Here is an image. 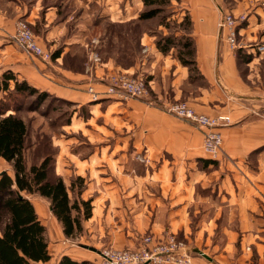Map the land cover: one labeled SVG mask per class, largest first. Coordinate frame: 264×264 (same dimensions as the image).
I'll use <instances>...</instances> for the list:
<instances>
[{"label": "crops", "instance_id": "obj_1", "mask_svg": "<svg viewBox=\"0 0 264 264\" xmlns=\"http://www.w3.org/2000/svg\"><path fill=\"white\" fill-rule=\"evenodd\" d=\"M92 1L85 0L87 4ZM95 1L98 5H104V10L111 18L120 20L137 17L143 5V0ZM177 1L191 15V34L196 43L198 74L204 82L202 85H193L190 103L198 111L208 114L226 113L231 117V123L221 128L225 158L219 161L220 170L223 171L219 175L223 186L220 185L218 194L223 193L227 200L225 203L200 206L203 200L210 202L212 199L211 195H197L196 185L202 183L207 175H203L201 171H191L189 174L180 171L172 177L173 171L170 170L174 168V163L183 165L190 158H209L202 150L203 133L200 129L184 122L170 124L172 119L164 109L145 100L132 98L123 101L105 96L92 101L85 90L90 80L100 79L113 69L121 68L128 72L142 71L151 90L172 88L174 98L179 99L192 79L189 67L180 61L176 49L164 53L152 40L150 44L145 43L148 47L140 63L128 69L115 65L110 59L94 64L90 73L73 72L61 66L59 57L55 58V62L44 63L19 50L9 37L14 31L16 15L21 13L14 14L9 20L6 8L0 6V73L11 67L10 69L39 88L82 102L92 101L93 112L97 111V114L110 118L114 124L111 141L103 146L105 151L101 150L89 158L80 157L81 152L74 149L78 147V143L65 138L55 140L59 147L56 171L65 179H68L67 175L86 176L88 188L82 195L85 199L92 198L94 192L91 186L96 184L100 171L107 167L114 165L117 171L101 178H118L124 185L130 181L132 185L125 188H120L117 183L119 189L126 193L127 203L122 208L115 209L121 213L129 211L133 217L132 224L129 220L125 221L128 228L127 232L123 231L124 240L119 245L125 246L127 243L128 247H135L138 236L146 233L141 231L147 229L152 231L150 233L163 236L176 230L188 232L195 224L198 233L208 234L217 224L209 213L224 209L228 211V220L222 222L225 251L208 254L212 259L198 253L199 255L193 256V264H264V52L258 50L256 43L247 40L253 41L261 37L260 28H264V17H261L263 24L256 23V12L264 16V7L257 6L251 0H239L240 3L231 7L232 9L222 0ZM246 4L251 13L248 15L250 23L240 28L239 34L246 33L243 39L247 42L233 51L221 35L218 22L224 10L243 12ZM53 8L55 7L48 9L49 17L55 12ZM22 13L32 21L38 17L35 9ZM157 100L168 102L163 94H159ZM85 123L76 118L70 128L81 130ZM175 132L179 134L175 135ZM138 154L147 161V172L140 176L138 172L133 173L134 169L123 170L126 160H130L129 166L132 168L138 165L133 161ZM153 163H159V167L149 171V166ZM212 163L209 162L208 165L211 166ZM143 178L148 184L139 185V179ZM157 183L161 185L160 196L152 189ZM103 184L107 182L103 181ZM145 187L149 192L148 195L145 194L148 202L142 205L137 199L138 193L141 195L143 191L146 192ZM101 190L104 194L99 193L96 198H92V216L84 220V225L89 230L104 228L103 224L110 222L113 217L111 211L116 204L117 190L115 187ZM106 196H111L108 199L109 205L104 203ZM191 211L205 214L192 222ZM120 230V227L115 228L113 225L110 228V232L114 234H118ZM117 242L114 240V244ZM248 246L252 251L247 249ZM64 254L76 259H88L80 251L77 254L64 252L62 255Z\"/></svg>", "mask_w": 264, "mask_h": 264}, {"label": "rangeland", "instance_id": "obj_2", "mask_svg": "<svg viewBox=\"0 0 264 264\" xmlns=\"http://www.w3.org/2000/svg\"><path fill=\"white\" fill-rule=\"evenodd\" d=\"M222 1L224 3L226 2L229 8L240 3L239 0ZM241 1L245 2V0ZM251 1H253L257 6L264 7V0ZM0 6L6 8L5 13L9 15V20L13 18L11 16L14 14L16 15V13H21V15H16V19L14 21H17V19L20 18L28 19L27 15L22 12L26 10L29 12L35 9L38 15L37 19L35 21H32V19L28 20L29 22L31 21L30 25L40 43L52 53L55 51L59 52V62L63 68L81 73H90V69L94 64H96L95 61H91L92 55L95 54L100 56L101 63L112 59L115 65L123 68L128 69L135 66L137 63H140L146 52V47L148 46L145 45V43L150 44L152 40L156 41L160 34L176 32L177 35H181L183 33L182 27L185 24H180V22L183 20L184 15L188 12L186 9L182 8L181 4L177 0H172L170 4H165L163 6V10L157 16L146 20L138 19V15L135 18L127 20L111 18L104 10V5H98L95 0L89 4H87L85 0L82 2L81 0H0ZM49 7H55L53 8L55 9V12L50 17L48 16ZM247 7L248 4L244 5L243 12L239 13L231 10V12H233L236 16L243 13L247 14V19L240 24V28L246 27L250 23L248 15H251V13ZM142 9H144V5H142L141 10ZM256 15H258L256 23L263 24L261 23L263 22L261 21V17L264 16L257 12ZM164 17H167L166 20L168 21V27L162 23ZM260 34L261 37H259V39L252 41L247 38V40L256 43L257 47L261 43H264V28H260ZM245 35L246 33L243 32V34H239L238 36L240 41L243 40V43L246 41L243 39ZM17 48L20 50L19 47ZM55 60L56 59H52L53 62H55ZM10 68L5 70H12ZM113 70L128 72L127 70H123L121 68ZM128 73L142 75L144 78H147L142 71H129ZM20 77L23 78L22 76ZM191 79L192 80L190 81L192 83L185 86L184 92L179 99L174 98V91L172 88L161 91L157 90V88L156 90H151L149 99L154 101V105L162 104V102H159L157 99L159 94H163L168 101L184 100L190 103L192 100L191 96L193 95V85L204 84L200 75L196 71L193 72ZM44 90L49 91L48 89ZM49 93L51 95L47 96L45 101L41 104L31 105L29 102L31 98H28L23 101V106L20 108L11 109V111L17 112V114L25 120L28 126L27 149L25 152L27 165L30 166L31 164L39 163L46 153L54 154L57 150L59 151V147L55 144V140H62L64 138L70 139L74 141V143H78V147L76 146L74 149L81 152L80 157L89 158L101 150L105 151L103 146L107 142L111 141L113 129L112 125L114 124H112L110 118L103 116L101 113L97 114L99 113L97 111H92L91 103L93 100L89 102H82L50 91ZM0 96H2V94H0ZM166 112L172 119L170 120V124L178 125L180 122H184L191 125L193 128H197L191 122L181 119L171 112ZM76 118H80V121L86 122L81 130H72V128H70V125L74 120H76ZM178 134V132H175V135ZM178 145L179 143H177V146ZM224 158L223 153L221 159L215 160L216 162H213L211 166L198 158H190L186 163L184 162L183 165L181 163L179 165L174 163V168L170 171H173L172 177H175V174L180 171H185L187 174L191 171H201L203 175L211 174L209 177L205 175L208 178L205 177L202 183H198L196 185V192L198 196L208 197V195H211L212 198H210V202L203 200V204H200V206H208L211 203L222 204L227 202L223 193L218 194L220 185L223 186L222 178L219 176L220 172H223L220 170L219 161ZM129 161L130 160H126V167L123 169L124 171L129 168L131 170L134 169L133 173L138 172L139 176L140 174L147 172V168L145 167V163H147V161L140 154L135 155V159L133 160L138 164L135 168L129 166ZM12 166L13 165L10 162L0 157V172L7 170L9 173L13 174ZM103 166L105 165L103 164ZM158 167L159 163H153L149 166V171L155 170ZM112 171H117L114 165L100 171V175H97L96 184L91 186V189H93L94 192L92 198H96L99 193L104 194L101 189L106 190L110 187H115L117 190V199H115L116 204H114V208L111 211L113 214L111 221L103 224L104 228H93L92 230H89L84 225L85 228L83 233L74 238L68 237L64 234L62 224L50 209L51 202L48 198L40 195L38 192L26 194L33 203L38 202L42 207V212L38 213V215L46 227V235L49 242L51 259L47 262H40V264H58L59 258L64 252L77 254L79 251L84 252L85 256H88V259H90L93 264H103V260L97 252H93V250L81 246V243L94 245L100 249L132 248L128 247L129 245L127 243L125 246L118 244L124 240L123 231L127 232L128 223H125V221L129 220L132 224V214L129 211L121 213L115 209V207L122 208L127 203V195L124 193L123 189H119L117 183L120 184V188H125L132 184L128 181L124 185L123 181L118 178H101V176H108V174ZM76 176L77 175H67L66 178L68 179H65L63 176L64 181L69 188L72 180H75V191H77L80 186V180L76 179ZM84 178L85 181L83 184L84 187L82 195L88 188L87 177L84 176ZM172 180L174 181L173 178ZM103 181H106L108 185L103 184ZM138 182L139 185L142 183L148 184V181L144 180V178L139 179ZM168 182L171 184V181ZM110 183L112 184L110 185ZM149 188L151 189L150 186ZM152 189H154L157 196L161 195L160 184H155ZM145 190L146 192L143 191L141 195L138 193L137 202L142 205L148 202L146 195H148L149 192H147L146 187ZM70 195L72 197L74 195L71 190ZM106 198L107 199H105L106 201L104 203L109 205L110 202L108 199H111V196H106ZM204 214V212L200 211H191L190 216L192 219H190L193 222L198 218H201ZM209 216L215 218L217 224L210 232H208V234L198 233V229L195 227V224L191 227V229H188V232H185L184 230H176L171 233L174 235L176 241L189 244L190 247H200L206 251L207 254H217L225 251V232L222 222L228 220V211H225L224 209H222V211H212L209 213ZM112 225L115 226V228L120 227L121 230L119 233L117 232L118 234L110 232ZM141 232L150 233L152 231L147 229ZM137 239L136 243L138 245L141 237L138 236ZM114 240L118 241L117 244H114ZM137 245H135V247ZM247 249L250 250L251 247L248 246ZM250 251H252V249ZM194 255L199 254L196 253Z\"/></svg>", "mask_w": 264, "mask_h": 264}, {"label": "trees", "instance_id": "obj_3", "mask_svg": "<svg viewBox=\"0 0 264 264\" xmlns=\"http://www.w3.org/2000/svg\"><path fill=\"white\" fill-rule=\"evenodd\" d=\"M172 0H143L144 9L138 19L146 20L157 16L165 4ZM167 17L162 23L168 27ZM180 24L183 33L160 34L156 46L164 53L173 48L180 61L189 67L190 77L198 72L196 43L191 34L193 21L187 12ZM59 52L52 53V59ZM13 83V85H12ZM0 157L10 162L13 174L7 170L0 172V264H40L51 259L46 227L41 221L36 206L26 194L38 192L48 198L53 214L62 224L64 234L77 237L84 231V220L92 216V199L82 197L84 176L77 175L80 186L75 191L72 180L70 188L62 175L56 171L57 152L46 153L39 163H26L28 126L25 120L11 111L20 108L28 98L31 105L41 104L49 91L40 89L26 78L12 70L0 74ZM55 146V145H54ZM205 163L214 159H201ZM73 191V197L70 195ZM19 192L24 196H20ZM196 254V253H194ZM58 264H92L88 259H76L64 254Z\"/></svg>", "mask_w": 264, "mask_h": 264}, {"label": "built area", "instance_id": "obj_4", "mask_svg": "<svg viewBox=\"0 0 264 264\" xmlns=\"http://www.w3.org/2000/svg\"><path fill=\"white\" fill-rule=\"evenodd\" d=\"M246 19V13L236 16L229 10L222 12L218 26L225 42L233 51L244 44L238 36L240 24ZM10 38L27 56L39 58L44 63L52 62V52L40 43L27 19H17ZM257 48L264 52V43ZM91 61L97 63L101 58L95 54L92 55ZM86 91L93 101L108 96L123 101L136 98L154 104V101L149 99L151 95L149 81L142 75L121 70H112L100 79L90 80L86 85ZM159 106L200 129L203 133L204 153L211 159H221L224 153L221 128L231 123L229 114L201 112L184 100L168 101ZM189 247V244L176 241L172 233L163 236L145 233L136 247L101 249L103 254L99 255L103 264H193L194 252L189 251Z\"/></svg>", "mask_w": 264, "mask_h": 264}, {"label": "water", "instance_id": "obj_5", "mask_svg": "<svg viewBox=\"0 0 264 264\" xmlns=\"http://www.w3.org/2000/svg\"><path fill=\"white\" fill-rule=\"evenodd\" d=\"M19 195L20 196H24L23 194H21L20 192H19ZM50 208H51V210H52V205H50ZM81 246H83V247H85V248H88V249H90V250H93V251H95V252H97L98 254H103V252H102V250L101 249H99V248H97V247H95V246H93V245H89V244H86V243H81ZM189 251H192V252H194V253H199V254H201V255H203L204 257H207L208 259H212L207 253H205L204 251H202L200 248H198L197 246H191V247H189V249H188Z\"/></svg>", "mask_w": 264, "mask_h": 264}, {"label": "bare ground", "instance_id": "obj_6", "mask_svg": "<svg viewBox=\"0 0 264 264\" xmlns=\"http://www.w3.org/2000/svg\"><path fill=\"white\" fill-rule=\"evenodd\" d=\"M34 204H35V206L37 208L38 213H41L42 212L41 211L42 207L39 205V203L38 202H35Z\"/></svg>", "mask_w": 264, "mask_h": 264}]
</instances>
